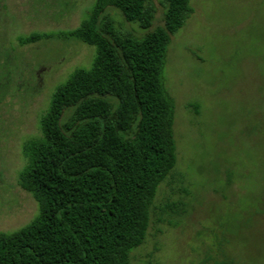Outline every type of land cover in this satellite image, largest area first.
I'll list each match as a JSON object with an SVG mask.
<instances>
[{"label":"rangeland","instance_id":"1","mask_svg":"<svg viewBox=\"0 0 264 264\" xmlns=\"http://www.w3.org/2000/svg\"><path fill=\"white\" fill-rule=\"evenodd\" d=\"M94 1L4 2L13 22L0 47L12 42L13 68L0 79V233L37 216V203L18 185L22 145L40 135L55 88L89 69L95 54L61 36L25 46L17 38L73 30ZM151 3L154 29L164 9ZM189 7L163 73L175 105L177 164L157 191L130 264H264V0H189ZM110 15L143 35L118 12Z\"/></svg>","mask_w":264,"mask_h":264},{"label":"trees","instance_id":"2","mask_svg":"<svg viewBox=\"0 0 264 264\" xmlns=\"http://www.w3.org/2000/svg\"><path fill=\"white\" fill-rule=\"evenodd\" d=\"M4 2L1 36L11 23ZM160 5L163 24L154 29L151 0H95L73 30L17 38L25 46L61 36L95 54L89 69L55 88L40 135L22 145L18 185L38 214L0 233V264H130L144 244L157 191L177 164L175 105L163 79L167 52L192 13L189 0ZM112 11L143 35L124 29ZM9 45L0 47V79L13 68Z\"/></svg>","mask_w":264,"mask_h":264},{"label":"flooded vegetation","instance_id":"3","mask_svg":"<svg viewBox=\"0 0 264 264\" xmlns=\"http://www.w3.org/2000/svg\"><path fill=\"white\" fill-rule=\"evenodd\" d=\"M10 21H11V23L13 22V15L10 17Z\"/></svg>","mask_w":264,"mask_h":264}]
</instances>
